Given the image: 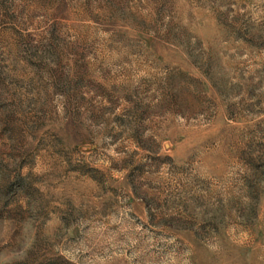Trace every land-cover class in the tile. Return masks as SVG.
Returning <instances> with one entry per match:
<instances>
[{"label": "rangeland", "instance_id": "rangeland-1", "mask_svg": "<svg viewBox=\"0 0 264 264\" xmlns=\"http://www.w3.org/2000/svg\"><path fill=\"white\" fill-rule=\"evenodd\" d=\"M0 264H264V0H0Z\"/></svg>", "mask_w": 264, "mask_h": 264}]
</instances>
